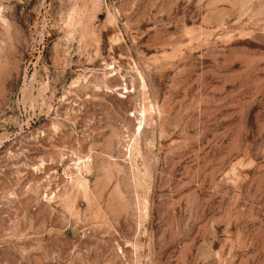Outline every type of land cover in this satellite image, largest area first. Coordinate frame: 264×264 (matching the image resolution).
<instances>
[{"label": "rangeland", "instance_id": "1", "mask_svg": "<svg viewBox=\"0 0 264 264\" xmlns=\"http://www.w3.org/2000/svg\"><path fill=\"white\" fill-rule=\"evenodd\" d=\"M0 264H264V0H0Z\"/></svg>", "mask_w": 264, "mask_h": 264}, {"label": "built area", "instance_id": "2", "mask_svg": "<svg viewBox=\"0 0 264 264\" xmlns=\"http://www.w3.org/2000/svg\"><path fill=\"white\" fill-rule=\"evenodd\" d=\"M91 161V159H89V162Z\"/></svg>", "mask_w": 264, "mask_h": 264}]
</instances>
